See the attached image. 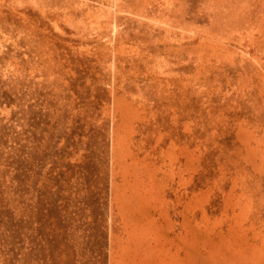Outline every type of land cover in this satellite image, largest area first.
Masks as SVG:
<instances>
[{
    "label": "rangeland",
    "instance_id": "1",
    "mask_svg": "<svg viewBox=\"0 0 264 264\" xmlns=\"http://www.w3.org/2000/svg\"><path fill=\"white\" fill-rule=\"evenodd\" d=\"M0 264H264V0H0Z\"/></svg>",
    "mask_w": 264,
    "mask_h": 264
}]
</instances>
